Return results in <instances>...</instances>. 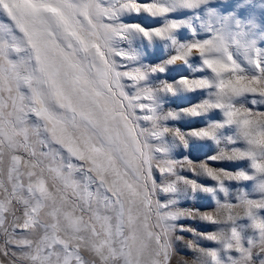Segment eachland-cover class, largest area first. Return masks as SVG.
Masks as SVG:
<instances>
[{
	"label": "snow or ice",
	"instance_id": "snow-or-ice-1",
	"mask_svg": "<svg viewBox=\"0 0 264 264\" xmlns=\"http://www.w3.org/2000/svg\"><path fill=\"white\" fill-rule=\"evenodd\" d=\"M0 264H264V0H0Z\"/></svg>",
	"mask_w": 264,
	"mask_h": 264
},
{
	"label": "rangeland",
	"instance_id": "rangeland-1",
	"mask_svg": "<svg viewBox=\"0 0 264 264\" xmlns=\"http://www.w3.org/2000/svg\"><path fill=\"white\" fill-rule=\"evenodd\" d=\"M177 103H179L180 106H184L183 102H179V101H178ZM173 106H175V104H174Z\"/></svg>",
	"mask_w": 264,
	"mask_h": 264
}]
</instances>
